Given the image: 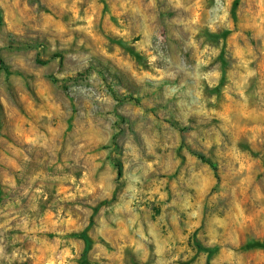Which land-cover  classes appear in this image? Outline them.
Wrapping results in <instances>:
<instances>
[{"label": "rangeland", "instance_id": "374dc122", "mask_svg": "<svg viewBox=\"0 0 264 264\" xmlns=\"http://www.w3.org/2000/svg\"><path fill=\"white\" fill-rule=\"evenodd\" d=\"M226 2L232 28L210 32L200 28L203 0H0V236L9 242L6 253L13 247L28 252L13 264H155V248L167 246L169 233L177 242L172 264H233L237 254H242L240 264H264V107L259 103L264 58L258 51L264 45V24L241 27L260 11L258 0ZM128 5H138L143 14ZM154 33L175 58L173 69L194 65L207 47L205 56L215 55L204 71L214 74L203 82L195 73L187 80L183 73L170 79L159 62L153 68L148 54ZM157 71L163 80L141 96L138 77L156 76ZM93 73L98 82L89 79ZM70 84L76 92L69 91ZM237 85H243L239 91ZM80 88L97 95L103 89L99 99L91 97L103 106L98 111L103 124L92 120L89 97ZM143 100L152 102L145 112L161 122L159 143L169 145L157 147V154L171 153L162 167L149 159L155 171L147 179L132 168L119 143L125 125L128 131L140 126L135 109ZM201 100L203 115L195 110ZM87 121L94 133L86 131ZM222 125L227 131H221ZM116 128L120 131L111 136L110 146L120 158L110 153V168L100 165L90 171L83 160L76 165L81 144L90 147ZM216 133L219 142L207 146L204 140L209 135L216 140ZM107 148L100 144L89 155ZM197 153L216 164L218 179ZM66 159L67 166L58 170ZM57 175L70 179H44ZM188 182L199 185V192ZM114 193L115 201L95 213ZM57 196L64 198L57 201ZM185 196L200 205L191 228L187 214L172 203H182ZM58 214L68 229L59 242L49 231L36 233L44 246L33 248L28 240L10 243L24 235L17 227L22 218H29V229L40 227V217L52 228L59 225ZM229 216L231 227L216 223ZM158 219L165 227L157 225L151 242L128 229L132 222L148 235L147 225ZM230 234L235 243H223ZM138 243L142 247L137 251ZM163 258L171 260V255L165 252Z\"/></svg>", "mask_w": 264, "mask_h": 264}, {"label": "clouds", "instance_id": "9594fccd", "mask_svg": "<svg viewBox=\"0 0 264 264\" xmlns=\"http://www.w3.org/2000/svg\"><path fill=\"white\" fill-rule=\"evenodd\" d=\"M199 2V0H198ZM258 4L260 7V11L253 17H250V20L252 21L251 24H244L242 23L241 27H249V26H259L256 24V21H259V24H264V0H258ZM152 4H149L148 7H152ZM196 5H192V7H195ZM202 11H203V20L200 22V28H207L210 32H215L218 28H232V21L229 19L228 15V3L226 0H203L202 3ZM128 7L135 13H141L140 7L137 5L136 7H132V5H128ZM148 21L154 20V17H146ZM155 40L154 43L150 46L151 51L149 52V62L153 65V68H156V62H159L160 66L164 69V75L169 77L170 79L174 78L175 75L178 73H183L185 75V79L187 80L190 78L194 73L196 74V80L197 81H208L209 76L213 75L212 72H206L204 69L206 66L210 63L212 56L215 55V53H212L211 56H205V53H208L209 49L207 47L204 48V51L200 53V59L196 60V63L194 65H188L183 64L182 66H179L175 69H173V65L176 63L175 58L170 56L166 51H164V44H163V37H161L158 33H154ZM260 53V58H264V45H262L258 49ZM250 54L252 55V59H257V56L254 53H251V49H249ZM246 67V64H245ZM251 74V73H249ZM63 79V77H60ZM91 81L98 82V77L96 73H93L92 76L89 78ZM163 80V77L159 74L157 71L156 76H152L150 74L141 75L138 77L137 83L140 85V95L141 96H147L152 91L155 90L156 85L159 84ZM195 82V81H194ZM244 83H247V80H244ZM211 86V85H210ZM243 85H237V91L242 87ZM95 87V85H94ZM69 91L70 92H76L77 88L73 85H69ZM79 91L81 93H85L88 95L91 107L89 109V115L92 117V120L96 121L97 124H103L105 117L103 115H98V111L103 106L96 105L94 102L91 101V97H96V99H99V96L104 95L103 89H100L99 95H97L96 91H92V89H85L80 88ZM164 101L169 99L168 97L163 98ZM215 97L211 98V101L215 102ZM163 102V101H162ZM115 103V102H113ZM260 106L264 107V97L260 100ZM142 107L135 109V115L139 118L140 126L136 127L133 126L132 131H128L127 126L125 125V135L121 137L119 143L121 147V151L125 153V158L128 159L129 164L134 168L135 170L141 172L142 176L147 179L148 174L155 171L151 164H149V159H153V162L162 167L163 166V160L166 155L170 156L171 153L169 152H163L160 154H157L156 148L162 147L164 149H167L169 145L167 143L160 144V133L158 131V128L161 126V122L157 121L155 116L152 113H146L144 110V106L151 107L152 102L148 100L142 101ZM112 105H109V108ZM193 109H189V112H191ZM195 110L200 112L202 115L204 113V101L201 100L196 106ZM107 111V109H105ZM88 127L86 129L87 132H95V126L91 123V121L86 122ZM120 131L119 128L116 129H108L107 135L103 136V138H98L96 143L91 145L90 147H85L84 144L80 145L81 151L79 154L74 158L76 165H80L81 160L84 161V167L88 168L90 167V171H94L96 168L100 167V165H103L106 169L110 168V163L107 159L109 154H112L113 159H119L120 157L112 152V148L110 146L111 143V136L114 133H118ZM221 131H227V127L221 126ZM217 139L213 140L211 136L209 135L205 140L204 143L207 146H211L212 143H218V137L219 133H216ZM137 138L139 139V144H137ZM100 144L107 145V151H100L98 152V155H89L91 151H93L96 147H98ZM45 147H47V142H44ZM51 155L55 156V150L53 149L51 152ZM27 159V157H25ZM99 159V163H96V161ZM176 164H179V161H176ZM64 166H67V159L65 160V165H57L58 170H62ZM175 169H173L174 171ZM44 179L54 180V181H60L63 182L67 179H70V177L67 176H48L44 177ZM181 180L184 179L183 173L180 177ZM199 179V177H197ZM164 182L160 181V184L162 185ZM173 187L175 189L176 181H173ZM188 187H196L197 191L199 192V185H194L191 182L187 183ZM12 187H15V184H12ZM141 191H143V188H141ZM85 195L87 192L84 193ZM176 195H179V193H176ZM64 197L57 196V201L60 199H63ZM149 200L152 199L151 196L148 197ZM213 200H215V197H212ZM19 203V201H17ZM173 205L177 206L181 212H185L189 218V227L191 228V220L194 217H197L199 212V202L197 201L195 204L192 203V197L191 196H185L183 199V202H179L177 200H173ZM165 207H170V205H165ZM32 211L35 212L36 208L35 205L32 206ZM24 220V223L18 224L17 227L22 228L24 235L22 237L17 236L13 237L10 243L14 246L18 242H22L23 240H28L29 244L35 248L37 246H44L46 241L44 239L38 238L36 233H46V232H53L56 234L58 241L59 238L64 237L68 231V229L65 227L67 221H65L62 217L57 215V220L59 221V225L57 227L49 228L48 222L44 217H40V227H32L29 229L27 227L29 218H22ZM33 225H35L36 221H31ZM220 225V227L228 228L231 227L234 223L231 219V216L226 217V222L222 221H216ZM159 225L161 228H164L165 225L162 222V219H158L156 221V224H148V235L144 234V231L141 227L133 225L132 222L128 223V229L136 236L139 237V239L143 242H151L150 237H155L157 235L156 227ZM234 234V228L233 233ZM232 234H230L227 239H223V243H228L231 241L232 243H235L234 240H232ZM223 235V234H222ZM166 240V247H162L160 244H157L154 255L157 257L155 260V264H172V260L177 259V255L173 253L174 249H177V242L176 240L172 239L171 233L168 234V236L165 238ZM8 241L2 236H0V262H7V264H13V262L20 260L23 261L27 258L28 252H26L22 247L16 248L13 247V250L11 254H8L5 252V248L8 246ZM65 244H70V241H64ZM142 247L141 244L136 245V250L138 251ZM179 251V250H178ZM168 252L171 255V260L164 259V253ZM192 255L191 251H189L188 255L184 257L185 260L189 258V256ZM145 258L147 257V253L144 254ZM242 258V254H237L233 257V264H240Z\"/></svg>", "mask_w": 264, "mask_h": 264}, {"label": "trees", "instance_id": "16d2710c", "mask_svg": "<svg viewBox=\"0 0 264 264\" xmlns=\"http://www.w3.org/2000/svg\"><path fill=\"white\" fill-rule=\"evenodd\" d=\"M196 155H197V156H198V157H199L204 163L208 164V165L213 169V171H214V173H215V175H216V178L218 179V168H217L216 164H215L212 160L206 158V156H204V155H202V154L197 153ZM120 173H121V172H119V175H120ZM115 199H116V193L113 194V196H112V198H111L110 200H105V201L101 202V203H100V204L94 209V212H95V213L98 212L99 209H100L102 206H104V205H106V204H108V203H110V202L115 201ZM83 238H84V240L87 241V235H86V233L83 234Z\"/></svg>", "mask_w": 264, "mask_h": 264}]
</instances>
